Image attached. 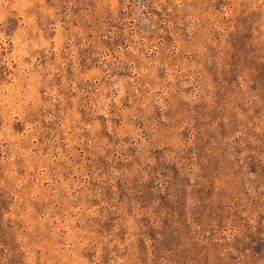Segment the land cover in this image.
Listing matches in <instances>:
<instances>
[{"label":"rangeland","instance_id":"rangeland-1","mask_svg":"<svg viewBox=\"0 0 264 264\" xmlns=\"http://www.w3.org/2000/svg\"><path fill=\"white\" fill-rule=\"evenodd\" d=\"M0 264H264V0H0Z\"/></svg>","mask_w":264,"mask_h":264}]
</instances>
